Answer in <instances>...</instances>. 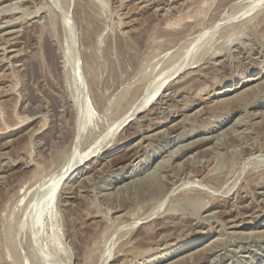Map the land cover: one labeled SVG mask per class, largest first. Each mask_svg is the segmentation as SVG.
Segmentation results:
<instances>
[{"label": "rangeland", "instance_id": "rangeland-1", "mask_svg": "<svg viewBox=\"0 0 264 264\" xmlns=\"http://www.w3.org/2000/svg\"><path fill=\"white\" fill-rule=\"evenodd\" d=\"M263 37L264 0H0V264H264Z\"/></svg>", "mask_w": 264, "mask_h": 264}, {"label": "bare ground", "instance_id": "bare-ground-1", "mask_svg": "<svg viewBox=\"0 0 264 264\" xmlns=\"http://www.w3.org/2000/svg\"><path fill=\"white\" fill-rule=\"evenodd\" d=\"M13 1H14V0H13ZM25 1H26V0H25ZM121 1H122V0H121ZM18 2H19V1H18ZM148 2H149V1H148ZM12 3H14V2H12ZM169 3H170V2H169ZM15 4H17V3L15 2ZM10 5H11V3H10ZM13 5H14V4H13ZM13 5H12V6H13ZM1 6H2V5H1ZM261 6H262V5H261ZM159 7H160V6H159ZM168 7H169V6H168ZM254 7H255V6H254ZM25 9H26V8H25ZM155 9H156V8H155ZM246 11H247V10H246ZM158 15H159V13H158ZM23 16H24V15H23ZM10 17H11V16H10ZM14 18H15V17H14ZM20 18H21V17H20ZM10 21H11V20H10ZM221 22H222V21H221ZM225 22H226V21H225ZM9 23H11V22H9ZM166 23H167V22H166ZM168 23H170V22H168ZM215 24H216V23H215ZM221 24H222V23H221ZM223 24H224V23H223ZM170 25H171V24H170ZM1 26H2V25H1ZM221 26H222V25H221ZM217 28H218V27H217ZM13 31H14V30H13ZM7 32H8V31H7ZM9 33H10V32H8V35H9ZM123 34H124V33H123ZM203 34H204V33H203ZM12 36H13V35H12ZM205 36H206V35H205ZM240 36H241V34H240ZM199 37H201V36H199ZM10 38H11V37H10ZM201 38H202V37H201ZM263 38H264V37H263ZM15 39H16V38H15ZM262 40H263V39H262ZM238 41H239V40H238ZM5 42H7V41H5ZM71 42H72V41H71ZM198 42H199V40H198ZM229 42H230V41H229ZM231 42H232V41H231ZM244 42H245V41H244ZM0 43H1V41H0ZM7 44H8V43H7ZM229 44H230V43H229ZM5 45H6V44H5ZM5 45H4V46H5ZM13 46H14V45H13ZM73 46H74V45H73ZM227 46H228V45H227ZM216 47H217V46H216ZM7 51H8V49H7ZM208 51H209V50H208ZM8 52H9V51H8ZM19 52H20V51H19ZM21 53H22V51H21ZM246 53H247V52H246ZM10 54H11V53H10ZM13 54H15V53H13ZM16 54H19V53H16ZM2 56H3V55H2ZM10 56H11V55H10ZM12 56H13V55H12ZM5 58H8V57H5ZM2 59H3V58H2ZM9 59H10V58H9ZM228 61H229V60H228ZM11 64H12V63H11ZM183 64H184V63H183ZM65 65H66V64H65ZM78 66H79V65H78ZM182 66H183V65H182ZM12 67H13V66H12ZM20 67H21V66H20ZM179 67H180V66H179ZM76 69H77V68H76ZM63 71H64V70H63ZM10 72H11V71H10ZM174 75H175V74H174ZM174 75H173V76H174ZM262 77H263V76H262ZM170 78H171V77H170ZM167 79H168V78H167ZM175 79H176V78H175ZM212 79H213V78H212ZM257 79H258V78H253V79H251V80H252V81H255V80H257ZM4 80H5V79H4ZM169 80H171V79H169ZM261 80H262V79H261ZM263 80H264V78H263ZM172 81H173V80H172ZM253 83H254V82H253ZM255 83H256V82H255ZM255 85H256V84H255ZM8 87H9V86H8ZM242 87H243V86H242ZM252 87H253V85H252ZM254 87H255V86H254ZM157 88H158V87H157ZM160 88H161V86H159L158 91H159ZM167 88H168V87H167ZM250 88H251V87H250ZM250 88H249V89H250ZM80 89H81V88H80ZM80 89H79V90H80ZM165 89H166V88H165ZM251 89H252V88H251ZM259 91H260V89H259ZM154 92H155V91H154ZM233 92H234V91H233ZM235 92H236V91H235ZM77 93H78V92H77ZM238 93H239V92H238ZM2 94H3V93H2ZM83 94H84V93H83ZM161 94H162V93H161ZM174 94H175V93H174ZM234 94H235V93H234ZM0 95H1V94H0ZM155 95H157V94L155 93ZM163 95H164V94H163ZM167 95H168V94H167ZM239 95H240V93H239ZM237 96H238V95H237ZM151 97H152V96H151ZM165 97H166V96H165ZM83 98H84V97H83ZM163 98H164V97H163ZM74 99H75V98H74ZM222 101H223V100H222ZM146 103H148V101H147ZM146 103H145V105H146ZM85 104H86V103H85ZM143 105H144V104H143ZM88 107H89V106H88ZM143 107H144V106H143ZM86 108H87V107H86ZM88 109H89V108H88ZM88 109H87V110H88ZM87 110H86V112H87ZM89 110H90V109H89ZM89 110H88V111H89ZM170 110H171V109H170ZM87 113H88V112H87ZM84 114H85V113H84ZM127 114H128V113H127ZM258 114H259V112H258ZM263 114H264V113H263ZM86 115H87V114H86ZM88 115H89V113H88ZM88 115H87V116H88ZM133 115H134V113L131 114V116H133ZM255 115H256V114H255ZM263 116H264V115H263ZM263 116H262V117H263ZM125 117H126V116H125ZM254 117H255V116H254ZM257 117H258V115H257ZM259 117H261V113H260ZM259 117H258V118H259ZM262 117H261V118H262ZM120 118H121V117H120ZM122 119H123V118H122ZM127 120H129V119H124V120H122V121H121V122H122L121 125L124 124ZM130 120H131V119H130ZM119 121H120V120H119ZM132 121H133V119H132ZM259 121H260V120H259ZM116 123H117V122H116ZM118 124H119V123H118ZM113 125H114V124H113ZM113 125H112V126H113ZM230 125H231V124H230ZM116 126H117V125H116ZM116 126H115V127H116ZM119 127H120V126H119ZM119 127H118V128H119ZM231 127H232V126H231ZM116 128H117V127H116ZM112 129H114V128H112ZM223 129H224V128H223ZM227 129H228V128H227ZM110 130H111V129H110ZM221 130H222V129H221ZM238 131H239V130H238ZM111 133H112V132H111ZM235 133H236V132H235ZM215 134H216V133H215ZM225 134H226V133H225ZM232 134H233V133H232ZM211 135H212V134H211ZM241 135H242V134H241ZM210 137L212 138V136H210ZM215 137H216V136H215ZM207 138H208V137H207ZM225 138H226V137H225ZM99 140H100V139H99ZM76 142H77V141H76ZM218 145H219V144H218ZM41 146H42V145H41ZM249 147H250V146H249ZM258 148H259V147H258ZM247 149H248V148H247ZM252 149H253V148H252ZM93 152H94V151H93ZM88 153H89V152H88ZM92 154H93V153H92ZM90 155H91V154H90ZM136 155H137V153L134 152L132 158H133V157H136ZM82 156H83V155H82ZM86 157H87V156H85V158H86ZM88 157H89V156H88ZM250 157H251V156H250ZM81 158H82V160H83V157H81ZM80 160H81V159H80ZM156 161H157V160H156ZM193 161H194V160H193ZM199 161H200V160H199ZM201 162H202V161H201ZM76 163H78V162H76ZM211 163H212V162H211ZM240 163H241V162H240ZM74 164H75V163H74ZM65 165H66V164H65ZM195 165H196V164H195ZM205 165H206V164H205ZM211 165H213V164H211ZM72 166H73V165H72ZM72 166H71V164H70V167H72ZM63 167H64V165H63ZM179 167H180V166H179ZM181 167H182V166H181ZM191 167H193V166H191ZM65 168H66V167H65ZM65 168H62V169H64L63 172H65ZM70 169H71V168H70ZM70 169H69V170H70ZM214 169H215V168H214ZM214 169H213V170H214ZM191 170H192V169H191ZM57 171H58V170H57ZM66 171H67V170H66ZM179 172H183V171H179ZM210 172H211V171H210ZM185 173H186V171H185ZM57 174H59V172H58ZM57 174H56V177H54V178H57ZM60 174H63V173L60 172ZM60 174H59V176H60ZM65 174H66V173H65ZM65 174H64V175H65ZM189 174H190V173H189ZM189 174H188V175H189ZM261 176H262V175H261ZM64 177H65V176H64ZM262 177H263V176H262ZM58 179H59V178H58ZM61 179H62V178H61ZM198 179H199V178H198ZM53 180H54V179H53ZM227 180H228V179H227ZM60 181H61V180H60ZM48 182H49V180H48ZM125 183H126V182H125ZM134 183H135V182H134ZM170 184H171V183H170ZM192 184H193V183H192ZM194 184H195V183H194ZM235 184H236V183H235ZM244 184H245V183H244ZM246 185H247V184H246ZM49 186H50V185H49ZM182 186H183V185H182ZM254 186H255V185H254ZM47 187H48V186H47ZM73 187H74V186H73ZM79 188H80V187H79ZM166 188H167V187H166ZM166 188H165V190H166ZM200 188H201V187H200ZM233 188H234V187H233ZM44 189H46V188H44ZM48 189H49V188H48ZM122 189H123V188H122ZM134 189H136V188H134ZM168 189H169V188H168ZM44 191H45V190H44ZM44 191H43V192H44ZM47 191H48V190H47ZM149 191H150V190H149ZM162 191H163V190H162ZM243 191H244V190H243ZM48 192H49V191H48ZM55 192H56V191H55ZM64 192H65V190H64ZM66 192H68V191H66ZM168 192H169V191H168ZM168 192H166V193L168 194ZM192 192H193V191H192ZM59 193H60V192H59ZM126 193H127V192H126ZM145 193H146V192H145ZM163 193L165 194V192H163ZM203 193H204V192H203ZM206 194H207V193H206ZM263 194H264V192H263ZM47 195H48V193H47L45 196H47ZM52 195H53V194H52ZM41 196H42V195H41ZM49 196H50V195H49ZM68 196H70V195H68ZM71 196H72V195H71ZM74 196H75V195H74ZM204 196H205V193H204ZM209 196H210V195H209ZM53 197H54V196H53ZM106 197H107V196H106ZM158 197H159V196H158ZM178 197H179V196H178ZM40 199H41V198H40ZM50 199H52V198H50ZM53 199H54V198H53ZM212 199H213V198H212ZM69 200H70V199H69ZM117 200H118V199H117ZM40 201H41V200H40ZM42 201H45V200H42ZM47 201L49 202V200H47ZM47 201H46V202H47ZM52 201H53V200H52ZM52 201H51V203H52ZM105 201H106V200H105ZM156 201H157V200H156ZM38 202H39V201H38ZM164 202H165V201H164ZM51 203H49L48 206L51 205ZM155 203H156V202H155ZM34 204H35V203H34ZM135 204H136V203H135ZM158 204H159V202H158L157 204H155L156 209H157V207H159ZM212 204H213V203H212ZM223 204H224V203H223ZM156 205H157V206H156ZM203 205H205V204H203ZM245 205H246V204H245ZM137 206H138V205H137ZM233 206H234V205H233ZM37 207H38V206H37ZM166 208H167V207H166ZM46 209H47V208H46ZM117 209H118V208H117ZM141 209H142V208H141ZM158 209H159V208H158ZM200 209H201V208H200ZM136 210H137V209H136ZM150 210H151V209H150ZM170 210H171V209H170ZM237 210H238V209H237ZM130 211H131V210H130ZM137 211H138V210H137ZM151 211H153V210H151ZM260 211H261V210H260ZM138 212H139V211H138ZM123 213H124V212H123ZM131 213H132V212H131ZM133 213H134V212H133ZM148 213H149V212H148ZM148 213H147V214H148ZM50 214H51V213H50ZM147 214H146V215H147ZM160 214H161V213H160ZM214 214H215V213H214ZM167 215H168V214H167ZM119 216H120V215H119ZM119 216H118V217H119ZM126 216H128V215H126ZM139 216H140V215H139ZM163 216H166V215H163ZM227 216L230 217V218H228V219L226 218L227 220H229L228 222H233V221L236 220V216H237V215H234V216L232 217V214L228 212ZM238 216H239V214H238ZM115 217H117V216H115ZM143 217H144V215H143ZM154 217H155V216H154ZM159 217H160V216H159ZM231 217H232V218H231ZM240 217H241V216H240ZM132 218H133V217H132ZM134 218H135V216H134ZM145 218H148V220H149L148 215H147V217H145ZM157 218H158V217H157ZM115 219H116V218H115ZM137 219H138V217H137ZM141 219H142V218H141ZM230 219H231V220H230ZM120 220H121V219H120ZM131 220H132V219H131ZM131 220H130V221H131ZM152 220H153V219H152ZM163 220H164V219H163ZM167 220H168V218H167ZM243 220H244V219H243ZM125 221H126V220H125ZM132 221H133V220H132ZM144 221H145V220H144ZM144 221H143V222H144ZM146 221H147V219H146ZM159 221L161 222V220H159ZM159 221H158L157 223H159ZM93 222H94V221H93ZM135 222H136V221H135ZM138 222H140V221L138 220ZM141 222H142V221H141ZM147 222H148V221H147ZM164 222H165V220H164ZM167 222H168V221H167ZM125 223H126V222H125ZM148 223H149V222H148ZM148 223H147V224H148ZM151 223H152V222H151ZM153 223H155V222H153ZM153 223H152V224H153ZM147 224H146V225H147ZM121 225H122V224H121ZM141 225H142V224H141ZM146 225H145V226H146ZM162 225H164V224H162ZM236 225H237V224H236ZM96 226H97V225H96ZM145 226H144V227H145ZM164 226H165V225H164ZM228 226H229V225H228ZM232 226H233V225H232ZM142 227H143V226H142ZM144 227H143V228H144ZM149 227H150V225H149ZM152 227H153V226H152ZM154 227H155V226H154ZM156 227H158V226H156ZM162 227H163V226H162ZM165 227H166V226H165ZM225 227H226V226H225ZM225 227H224V228H225ZM143 228H140V227H139L140 230L143 229ZM159 228H160V227H159ZM146 229H147V226H146V228L144 229V234H145V230H146ZM154 229H155V228H154ZM149 230H150V228H149ZM181 230H182V229H181ZM183 230H184V229H183ZM142 231H143V230H142ZM152 231L154 232V230H152ZM156 231H157V230H156ZM156 231H155V232H156ZM157 232H158V231H157ZM179 232L182 233V231H179ZM179 232H178V233H179ZM248 232H249V231H248ZM251 232H252V231H251ZM149 233H150V232H149ZM149 233L147 232V234H149ZM234 233H235V232H234ZM246 233H247V232H246ZM175 234H176V233H175ZM139 235H141V234H139ZM149 235L153 237V233H152V234L150 233ZM149 235H147V236H145V237H148V238H149ZM158 235H159V234H158ZM161 235H163V234H161ZM161 235H160V236H161ZM141 237H143V234H142ZM152 237H151V238H152ZM138 238H139V237H138ZM143 238H144V237H143ZM151 238H149V239L151 240ZM159 238H160V237H159ZM162 238H163V237H162ZM222 238H223V237H222ZM144 239H146V238H144ZM136 240H137V239H136ZM156 240H157V239H156ZM156 240H155V241H156ZM160 240H161V238H160ZM138 241H139V240H138ZM147 241H148V240H147ZM151 241H153V240H151ZM155 241H154V242H155ZM103 242H104V241H103ZM130 242H131V241H130ZM139 242H141V241H139ZM148 242H149V241H148ZM154 242H153V244H154ZM211 242H212V241H211ZM123 243H124V242H123ZM146 243H147V242H146ZM150 243H151V242H150ZM157 243H158V242H157ZM167 243H168V242H167ZM138 244H140V243H138ZM148 245H149V244H148ZM123 247H124V246H123ZM134 247H135V246H134ZM115 248H116V247H115ZM136 248H137V246H136ZM142 248H143V247H142ZM136 250H138V249H136ZM221 250H222V249H221ZM196 251H198V250H196ZM219 251H220V250H219ZM202 252H205V251H202ZM206 252H207V251H206ZM195 253H196V252H195ZM217 253H218V250H217L216 247H214L213 249L210 250V254H217ZM100 255H101V254H100ZM187 255H189V254L187 253ZM214 256H215V255H214ZM214 256H213V257H214ZM190 257H192V256H191V255H190L189 257L187 256V258H190ZM195 257H196V256H195ZM213 257H212V258H213ZM178 258H179V257H178ZM205 258H206L205 256H201V255H200L199 258H198L195 262H196L197 264H202V263H203V260H205ZM160 259H161V258H160ZM213 259H214V258H213ZM85 260H86V259H85ZM88 260H89V259H88ZM210 260H211V259H210ZM184 261H185V259L183 260V263H184ZM188 261H189V260H188ZM176 262H177V261H176ZM180 262H181V260H180ZM210 262H211V261H210ZM188 263H189V262H188ZM193 263H194V262H193ZM227 263H228V262H227ZM172 264H173V263H172ZM204 264H209V263H204Z\"/></svg>", "mask_w": 264, "mask_h": 264}]
</instances>
